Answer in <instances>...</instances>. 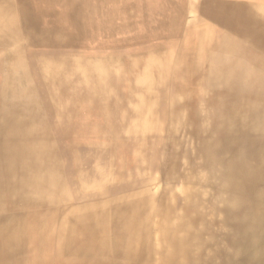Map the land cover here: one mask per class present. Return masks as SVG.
I'll list each match as a JSON object with an SVG mask.
<instances>
[{"label": "bare ground", "instance_id": "1", "mask_svg": "<svg viewBox=\"0 0 264 264\" xmlns=\"http://www.w3.org/2000/svg\"><path fill=\"white\" fill-rule=\"evenodd\" d=\"M252 56L264 62V0H0V90L38 101L4 118L26 126L2 142L23 155L0 167V264H212L240 245L239 261L241 204L181 181L195 145L162 78L179 93L207 62L180 95L209 88L218 122ZM239 155L223 158L226 186L243 182ZM257 195L247 248L264 254Z\"/></svg>", "mask_w": 264, "mask_h": 264}, {"label": "crops", "instance_id": "2", "mask_svg": "<svg viewBox=\"0 0 264 264\" xmlns=\"http://www.w3.org/2000/svg\"><path fill=\"white\" fill-rule=\"evenodd\" d=\"M244 61L251 63L254 74L251 75L247 69H243V105L237 106L232 102L225 104L227 105L225 107L229 108L228 113H225L218 122H213L208 114L209 120L201 133L207 135L204 140L207 143L216 141L211 148L208 146L206 148L208 171L205 177L210 182L207 188L221 190L230 201L239 200L243 214V256L238 261L237 249L231 247L226 260H223L225 264L264 262L263 250H257L256 247L247 248V238L251 236L247 222L252 220L250 216L260 203L257 194L261 190L264 191V62L258 56L245 58L243 64ZM198 130L200 135V128ZM224 143L237 145L240 152L228 151L223 147ZM237 155L243 158V182H240L239 187L226 186L224 182L227 180L224 175L227 174V163L223 158ZM249 163L255 166L254 178L245 177L247 174L245 165ZM213 175L216 179L214 182L210 180ZM210 261L212 264L221 263L220 258L212 257Z\"/></svg>", "mask_w": 264, "mask_h": 264}, {"label": "rangeland", "instance_id": "3", "mask_svg": "<svg viewBox=\"0 0 264 264\" xmlns=\"http://www.w3.org/2000/svg\"><path fill=\"white\" fill-rule=\"evenodd\" d=\"M177 53H178L177 50L172 49L171 51L172 67L174 66L175 60L178 56ZM207 66H208V63L206 62V64L204 63L203 67L199 69L198 73L193 74L191 78H189L187 81L184 79L182 82H178L177 84L180 86L179 93L177 91L176 92L173 91V87H174L173 81L174 80H172V78L170 79L162 78V83L164 85H167V84L169 85L170 95L176 96V97L179 96L176 110L178 111V113L183 115L184 122L187 125L188 134L186 135V137L188 136V138H190L192 136L190 140L195 145L194 146L195 152L192 153V157L183 166L185 168L184 169L182 168L183 176H181V181L184 183L193 184L198 187H203V186L207 187V185L210 183L208 179L205 177V174L208 171L207 169L208 164L206 163L208 157H207V151L205 148V144L207 142L204 140H206L207 135L205 136L204 134H201V133L203 132L205 123H207L209 120L207 103L209 99L211 98V96L213 95V92L209 88H207L205 91H203L202 94H197L195 97L185 96V94L183 95V97H181L180 94L184 92L185 90H190L193 87L194 83H197V81L204 78L203 73H204V70H207L206 69ZM171 70H172L171 72L174 73L173 68ZM212 75H216V74H212ZM223 75L225 76V74ZM263 75H264V72H263ZM241 77H242L241 79L243 80V76ZM210 84L211 83H209V85ZM220 84L221 83H218L216 85L212 83L209 87L210 88L211 86L219 87ZM228 88L229 89L226 88V90H229V93H230L228 95L229 97L235 96V94H236V98L239 97L240 91L236 92L234 88L232 87H228ZM5 95L6 94L2 93V90H0V167L2 164V159H4V157L6 156H11V153H12L13 156H15L14 157V159L16 160L15 169L17 170V167H19L17 160L19 161V159L23 155V152L19 153V152H12L11 150H7L6 148H3L2 142L5 140L6 137H10L11 141L13 142H15V140L19 141L20 138H17L16 136H19V134H21V132L25 130L26 118L24 115L23 117H20L18 122L16 121L12 125H9V124L7 125L4 118L7 116H11L12 114H15V113L17 114L20 113V115H22L23 111L26 112L31 106L37 107L38 101L36 99L35 93L30 92V91H28V93H24L23 95L21 94L20 97H18L17 99H11V97H9V99H6ZM230 102L236 103L237 106L243 105V101L242 102L229 101L226 104H229ZM172 110L170 109V111ZM198 128H200V135L198 134L199 133ZM18 144L20 147L22 146L20 145V143ZM162 144L165 145V143L163 142ZM26 153L28 154V152ZM163 180L165 182L164 184H166L165 178ZM210 180L212 182L216 181L215 176L213 175V177H210ZM178 192H180V190H178ZM255 223L256 225L258 224V222H255ZM247 224L249 225L248 228L251 229L250 227L254 226V221L249 220ZM260 224H261V221H259V226ZM234 232L241 233L238 230ZM260 238H263V236H261ZM229 247L230 246H228L227 248ZM238 247H240V245L239 246L237 245L234 249H238ZM256 249L258 250V246L256 247ZM227 252L226 254L221 255L220 257L221 263H218V264H225L223 260H226V257L228 256ZM227 264H230V263H227ZM256 264H264V262H258Z\"/></svg>", "mask_w": 264, "mask_h": 264}]
</instances>
